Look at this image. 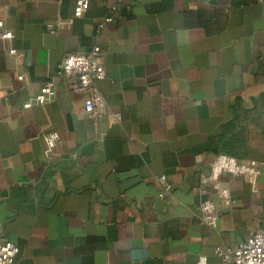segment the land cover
Wrapping results in <instances>:
<instances>
[{
    "label": "crops",
    "instance_id": "obj_1",
    "mask_svg": "<svg viewBox=\"0 0 264 264\" xmlns=\"http://www.w3.org/2000/svg\"><path fill=\"white\" fill-rule=\"evenodd\" d=\"M76 1L0 0L25 55L26 80L0 91V224L16 264H221L216 247L264 224V0H124L116 11L90 0L74 17ZM96 44L100 124L58 75L66 53ZM12 64L0 52L5 81ZM51 80L54 99L24 107ZM218 153L256 159L262 173L255 185L222 177L236 203L211 227L200 206L219 201L203 183ZM161 174L173 183L164 196Z\"/></svg>",
    "mask_w": 264,
    "mask_h": 264
},
{
    "label": "built area",
    "instance_id": "obj_2",
    "mask_svg": "<svg viewBox=\"0 0 264 264\" xmlns=\"http://www.w3.org/2000/svg\"><path fill=\"white\" fill-rule=\"evenodd\" d=\"M110 9L116 11L124 0H106ZM90 0H77L74 17H80L89 8ZM113 16H105L97 25V33H100ZM73 18H68L58 23H49L48 31L55 33L59 26L71 24ZM14 31L0 20V52H4L13 60L11 79L5 81L0 73V91L12 89L16 81L26 80V75L20 70V65L25 59L24 53L14 45ZM105 49L96 44L89 51L68 52L58 64V75L68 78L69 89L77 94L85 95L84 108L88 118L95 124L102 122L107 104V99L98 87V81L107 77L105 67ZM55 82L48 81L41 86L39 92L27 102L24 107L28 108L33 104H45L55 97ZM119 118V114H116ZM56 131L46 134L45 141L47 152H50L57 141ZM262 173L261 163L256 159H240L227 153H218L209 165L208 171L203 175V183L208 184L217 192L219 201L206 199L200 206V217L202 221L215 227L225 207L233 206L236 199L231 190L222 185V177L226 174L245 178L252 185H255ZM158 183L162 186L161 196L173 189V183L165 174L157 177ZM20 251L19 246L6 236L3 226L0 224V264H16V258ZM215 254L221 259V264H264V224L252 232L246 240L237 247L218 246ZM199 264H208L206 255H201Z\"/></svg>",
    "mask_w": 264,
    "mask_h": 264
}]
</instances>
